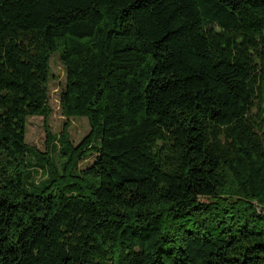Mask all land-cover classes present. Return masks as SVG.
I'll list each match as a JSON object with an SVG mask.
<instances>
[{
    "label": "trees",
    "instance_id": "16d2710c",
    "mask_svg": "<svg viewBox=\"0 0 264 264\" xmlns=\"http://www.w3.org/2000/svg\"><path fill=\"white\" fill-rule=\"evenodd\" d=\"M263 263L264 0H0V264Z\"/></svg>",
    "mask_w": 264,
    "mask_h": 264
},
{
    "label": "rangeland",
    "instance_id": "374dc122",
    "mask_svg": "<svg viewBox=\"0 0 264 264\" xmlns=\"http://www.w3.org/2000/svg\"><path fill=\"white\" fill-rule=\"evenodd\" d=\"M50 65L51 76L49 81V94L50 106L52 108L51 114L47 119L39 115L28 118L26 140L31 146L36 147L42 152L46 153L50 151L54 153L57 155L56 159L59 161L58 149L60 147V141L58 138L55 140L48 139L47 128L50 129L52 137H58L64 127H67L75 144L81 141V139L90 132L91 128L87 117H74L69 119L63 114L61 107V91L65 85L66 70L63 63L60 61L58 53L52 55ZM36 159L37 158L33 156L32 160L34 164L37 161ZM92 160L93 158H90L82 165L86 166L90 164ZM33 171L35 172V178L38 180L44 178V172H41L36 165L33 166Z\"/></svg>",
    "mask_w": 264,
    "mask_h": 264
}]
</instances>
